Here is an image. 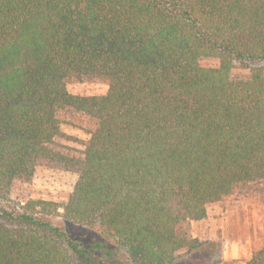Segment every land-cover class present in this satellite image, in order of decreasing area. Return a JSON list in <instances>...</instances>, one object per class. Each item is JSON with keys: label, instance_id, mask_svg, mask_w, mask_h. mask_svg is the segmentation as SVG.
<instances>
[{"label": "trees", "instance_id": "16d2710c", "mask_svg": "<svg viewBox=\"0 0 264 264\" xmlns=\"http://www.w3.org/2000/svg\"><path fill=\"white\" fill-rule=\"evenodd\" d=\"M235 62L264 63V0H0V264H171L198 244L188 222L264 190V71ZM67 114L78 155L56 144ZM40 166L78 176L63 206L12 200Z\"/></svg>", "mask_w": 264, "mask_h": 264}, {"label": "rangeland", "instance_id": "374dc122", "mask_svg": "<svg viewBox=\"0 0 264 264\" xmlns=\"http://www.w3.org/2000/svg\"><path fill=\"white\" fill-rule=\"evenodd\" d=\"M204 67H217L215 61L202 62ZM255 70L264 71L261 62H235L232 73L236 77H247ZM68 90L74 96H105L109 86L103 82L70 81ZM73 115L63 116L62 136L56 140L58 147L72 154H80L85 149L90 135L88 126ZM81 123L84 128L75 126ZM78 176L74 173L47 166L38 167L34 180L28 185H18L12 195L15 202L44 200L63 206L72 195ZM63 211L59 210L61 214ZM52 223L65 226L59 217ZM187 235L197 241L194 249L185 248L176 253L171 264H248L255 252L264 247V190L245 196H230L208 207L207 217L198 222H188ZM71 236L88 243L93 240L108 242L100 232L89 228H70ZM113 248L114 243L108 242ZM115 258H107L108 264H128L122 251L115 253ZM226 254L235 255V259L225 260ZM100 259L101 256L99 257ZM72 264H87L75 258Z\"/></svg>", "mask_w": 264, "mask_h": 264}, {"label": "crops", "instance_id": "0c3cea01", "mask_svg": "<svg viewBox=\"0 0 264 264\" xmlns=\"http://www.w3.org/2000/svg\"><path fill=\"white\" fill-rule=\"evenodd\" d=\"M226 255H227V256L224 257L226 261H229L230 259H235V258H236L235 255H231V254H226ZM251 258H252V257H251ZM251 258H250V259H251ZM249 261H250V260H249ZM249 261H248V262H249Z\"/></svg>", "mask_w": 264, "mask_h": 264}]
</instances>
